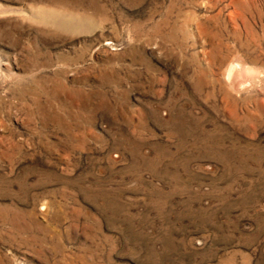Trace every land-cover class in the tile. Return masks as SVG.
Segmentation results:
<instances>
[{
	"label": "rangeland",
	"instance_id": "rangeland-1",
	"mask_svg": "<svg viewBox=\"0 0 264 264\" xmlns=\"http://www.w3.org/2000/svg\"><path fill=\"white\" fill-rule=\"evenodd\" d=\"M0 264H264V0H0Z\"/></svg>",
	"mask_w": 264,
	"mask_h": 264
},
{
	"label": "bare ground",
	"instance_id": "bare-ground-1",
	"mask_svg": "<svg viewBox=\"0 0 264 264\" xmlns=\"http://www.w3.org/2000/svg\"><path fill=\"white\" fill-rule=\"evenodd\" d=\"M232 69H233L232 67H229L228 71L226 72L227 73V78H229V76L231 75Z\"/></svg>",
	"mask_w": 264,
	"mask_h": 264
}]
</instances>
